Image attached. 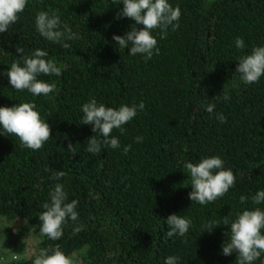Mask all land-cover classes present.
Segmentation results:
<instances>
[{
  "label": "trees",
  "instance_id": "1",
  "mask_svg": "<svg viewBox=\"0 0 264 264\" xmlns=\"http://www.w3.org/2000/svg\"><path fill=\"white\" fill-rule=\"evenodd\" d=\"M168 2L181 9L179 28H169L164 39L158 29L152 32L159 55L150 60L129 55L112 39L135 23L117 18L122 0H27L18 21L0 33V107L35 103L52 137L33 151L18 137L0 134V217L33 227L39 237L34 256L1 264H34L41 248L56 245L69 258L78 256V264H164L168 256L178 257L177 264H238L235 251L222 253L230 224L244 210H264L251 203L264 190V76L245 85L236 68L242 56L264 46V0ZM40 11H56L72 29L78 38L64 41L70 48L37 32ZM237 38L244 49L236 48ZM16 47L28 55L40 48L61 67L59 77H38L55 84L53 93L34 97L12 88L7 72L21 59ZM93 98L112 108L145 104L123 133L113 130L120 147L104 146L95 155L86 151L92 126L81 124L82 105ZM209 104L215 105L211 114ZM212 156L233 171L236 183L222 198L200 205L188 198L184 163ZM59 170L65 176L50 179ZM57 183L64 185L66 202H78L79 219L69 220L53 241L40 235L39 215ZM241 196L249 199L241 204ZM171 214L191 220L185 236L167 237ZM210 222L220 225L209 232ZM76 227L81 230L74 235ZM254 264H264V254Z\"/></svg>",
  "mask_w": 264,
  "mask_h": 264
},
{
  "label": "clouds",
  "instance_id": "2",
  "mask_svg": "<svg viewBox=\"0 0 264 264\" xmlns=\"http://www.w3.org/2000/svg\"><path fill=\"white\" fill-rule=\"evenodd\" d=\"M115 3V0H113ZM211 0H209V3ZM123 7L117 13V18L127 17L135 23L130 26V31L123 36L113 35L112 39L121 49H130L131 56L142 55L145 60L152 59L153 55H159L157 39L152 32L159 30L160 39L167 36L168 29L173 31L179 28L181 9L173 7L168 0H122ZM27 0H0V33L7 32L11 25L18 21V14L25 10ZM137 25H143L138 29ZM37 32L46 40L60 43L65 49L70 48L66 40H74L78 37L72 33V29L61 22L56 11H40L35 18ZM242 38L236 39V48L244 49ZM16 52L21 57L11 64L7 72L9 83L18 92L27 90L34 97L48 96L55 91V84H50L38 79L40 75L59 77L62 69L52 61L45 59L48 53L36 48L30 55L25 54L24 49L16 47ZM236 73L239 80L245 85L258 83L264 76V46L254 47L251 54L239 59ZM224 100L230 99L225 91ZM215 105L206 106V111L212 113ZM35 103L24 102L13 107H0V129L2 133L18 137L22 147L33 151L40 150L45 142L51 137V129L47 122L41 119L40 113L35 110ZM145 109V104L131 106L121 105L119 108L106 107L103 103L98 104L93 98L82 105L83 113L81 124L91 125L95 133L89 138L86 151L98 154L104 146L113 149L119 148V140L112 136L114 129L124 131V125L136 117L139 111ZM221 123L226 122L222 114L217 115ZM98 134V135H97ZM142 137H137V142H142ZM131 145L125 146L124 153L127 154ZM68 152L75 155V149L71 143L68 144ZM184 168L189 175L192 191L188 198L200 205L214 202L222 198L229 189L235 187L236 178L231 169L224 167V161L219 156L203 158L198 163L185 162ZM65 176L63 171L53 172L50 179L59 181ZM50 201L42 205L44 211L39 215L41 222L39 233L50 240L57 241L63 236V226L69 221L79 219L76 211L78 202L68 200L64 185L57 183L49 192ZM249 198L240 197L243 204ZM254 205L264 204V190L257 191L251 197ZM169 230L168 238L185 236L191 228V220L177 214H171L166 219ZM218 222H210L205 225L207 231L211 232ZM227 225V224H225ZM264 210L260 207L244 210L237 213L236 219L230 224L228 239L222 246V253L230 256L237 253L238 264H254L264 254ZM80 227L73 229L75 235ZM178 257L168 256L164 264H177ZM34 264H72L71 259L60 250L59 245L49 248H41L35 256Z\"/></svg>",
  "mask_w": 264,
  "mask_h": 264
},
{
  "label": "rangeland",
  "instance_id": "3",
  "mask_svg": "<svg viewBox=\"0 0 264 264\" xmlns=\"http://www.w3.org/2000/svg\"><path fill=\"white\" fill-rule=\"evenodd\" d=\"M35 229L24 226L18 221H9L0 217V264L8 258L34 256L39 246ZM72 264H78V256H72Z\"/></svg>",
  "mask_w": 264,
  "mask_h": 264
}]
</instances>
